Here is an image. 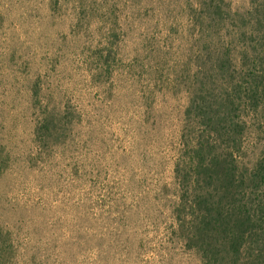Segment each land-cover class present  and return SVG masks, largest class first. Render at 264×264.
I'll return each instance as SVG.
<instances>
[{
    "label": "rangeland",
    "instance_id": "obj_1",
    "mask_svg": "<svg viewBox=\"0 0 264 264\" xmlns=\"http://www.w3.org/2000/svg\"><path fill=\"white\" fill-rule=\"evenodd\" d=\"M188 1L0 0V264H202L172 214Z\"/></svg>",
    "mask_w": 264,
    "mask_h": 264
},
{
    "label": "trees",
    "instance_id": "obj_2",
    "mask_svg": "<svg viewBox=\"0 0 264 264\" xmlns=\"http://www.w3.org/2000/svg\"><path fill=\"white\" fill-rule=\"evenodd\" d=\"M187 14L173 232L202 264H264V0H189ZM67 114L43 117L36 139L64 130Z\"/></svg>",
    "mask_w": 264,
    "mask_h": 264
}]
</instances>
